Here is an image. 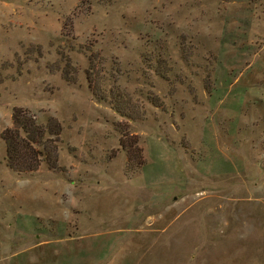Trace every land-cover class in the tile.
<instances>
[{"label": "rangeland", "instance_id": "1", "mask_svg": "<svg viewBox=\"0 0 264 264\" xmlns=\"http://www.w3.org/2000/svg\"><path fill=\"white\" fill-rule=\"evenodd\" d=\"M0 264H264V0H0Z\"/></svg>", "mask_w": 264, "mask_h": 264}, {"label": "trees", "instance_id": "2", "mask_svg": "<svg viewBox=\"0 0 264 264\" xmlns=\"http://www.w3.org/2000/svg\"><path fill=\"white\" fill-rule=\"evenodd\" d=\"M13 117L14 126L7 128L3 133L8 165L19 171L38 169L46 155L45 149L40 148V142L47 133H53L52 125L50 121L45 125L39 123L36 117L21 108L14 111Z\"/></svg>", "mask_w": 264, "mask_h": 264}]
</instances>
